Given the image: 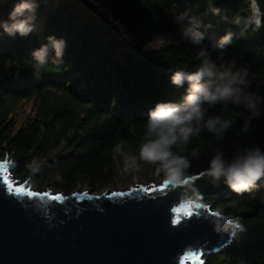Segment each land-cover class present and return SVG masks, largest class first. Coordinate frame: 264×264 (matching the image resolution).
<instances>
[{
    "label": "trees",
    "instance_id": "1",
    "mask_svg": "<svg viewBox=\"0 0 264 264\" xmlns=\"http://www.w3.org/2000/svg\"><path fill=\"white\" fill-rule=\"evenodd\" d=\"M15 0H0V19H7ZM212 6L226 11L228 20L214 16ZM38 31L27 37L0 35V156L16 160L13 173L37 186L93 191L128 183L164 178L151 165L125 172L123 156L138 155L148 110L158 101L179 100L184 88L170 81L176 66L193 71L199 65L197 46L180 36L175 15L189 10L212 27L205 30L203 47L213 59L246 65L254 76L253 89L264 94V26L249 28L243 37L221 50L213 48L226 31L238 30L250 13V0H38ZM264 12V0H257ZM207 13V14H206ZM161 32L173 33L172 43L144 51ZM54 35L66 41L63 62L49 63L37 79L30 53ZM260 85L257 87V85ZM186 87V85H185ZM38 105L32 119L19 127L22 100ZM210 114H220L211 110ZM234 128L223 140L203 132L181 150L191 162L187 175L207 168L210 155L221 147L231 157L249 145L264 148V116L237 136L247 113L230 106ZM120 146L121 152L116 150ZM197 155H193V153ZM35 165V170H33ZM216 208L238 219L232 241L207 255L208 264H264V191L209 197Z\"/></svg>",
    "mask_w": 264,
    "mask_h": 264
},
{
    "label": "water",
    "instance_id": "2",
    "mask_svg": "<svg viewBox=\"0 0 264 264\" xmlns=\"http://www.w3.org/2000/svg\"><path fill=\"white\" fill-rule=\"evenodd\" d=\"M14 159L0 156V264H206L242 224L202 200L234 193L210 183L204 169L185 185H165L163 178L65 191L26 185L13 173ZM193 189L200 209L188 199ZM214 223L224 230L215 231Z\"/></svg>",
    "mask_w": 264,
    "mask_h": 264
},
{
    "label": "clouds",
    "instance_id": "3",
    "mask_svg": "<svg viewBox=\"0 0 264 264\" xmlns=\"http://www.w3.org/2000/svg\"><path fill=\"white\" fill-rule=\"evenodd\" d=\"M38 8V0H15L7 19H0V35L27 37L38 31ZM208 10L222 20L229 19L226 11L212 6L211 2ZM174 20L181 38L197 46L196 60L199 65L193 71L181 66L174 68L170 81L174 86L184 88V92L179 100L158 101L148 110L138 155L121 152L119 145L116 150L124 158L125 172H140L143 165H151L155 176L163 175L165 181L177 186L185 185L188 181L187 170L191 167V162L186 155L174 149L183 150L193 138L205 131L218 141L223 140L234 128L233 120L226 116L230 106L242 108L247 113L243 125L236 132L237 136L246 135L251 129L252 120L264 116V94L253 89L255 77L250 75L246 65L236 67L234 61L213 59L210 51L202 46L205 31L200 29L211 28V23H204L199 17L190 16L189 10L178 12ZM234 23L238 30L226 31L212 46L214 49L223 50L235 39L243 37L249 28L259 30L264 26V12L257 0H250V13L246 20L242 23L240 19H236ZM171 43V38L157 35L145 44L143 50H157ZM65 48L66 41L63 38L49 35L46 43L33 49L30 53V69L34 77L40 78L49 61L61 64ZM259 86L258 84L257 87ZM217 109L220 114H210L211 110ZM193 155L197 153L194 152ZM201 175L215 186L223 183L238 195L259 190L264 187V148L249 145L243 151L228 157L218 146L210 155L208 166ZM188 199H195L197 204L201 200L195 189ZM236 223L239 230L243 231V224L238 221ZM214 230L220 232L224 229L214 223Z\"/></svg>",
    "mask_w": 264,
    "mask_h": 264
},
{
    "label": "rangeland",
    "instance_id": "4",
    "mask_svg": "<svg viewBox=\"0 0 264 264\" xmlns=\"http://www.w3.org/2000/svg\"><path fill=\"white\" fill-rule=\"evenodd\" d=\"M157 35L165 36L166 38H171L172 35H173V33H171V32H161V33L156 34L155 36H157ZM37 106L38 105L34 102V99L33 98L32 99L22 100L19 103V106H18L19 110L17 111V114H16L17 115V118H18V123H19L18 126L19 127H22V126L24 127L26 125V121H27L28 116H29V119H32L34 117V115L36 113ZM161 179H163V178H161ZM161 179H156L155 181H160ZM24 180L26 181V185H28L29 183H32L31 180H30V178H28V177L21 178V181H24ZM140 181H142V180H140L136 175H134V178H133L132 181H129L128 183H119L115 187H110V189H122V188H126L130 184H135L136 182H140ZM143 182H145V181H143ZM33 186L34 187H37V185H35V184H33ZM208 198H203L202 200L203 201H206V202H211L210 200H208ZM213 207H215V206L213 205ZM206 258H207V256H206ZM206 264H208V262H206Z\"/></svg>",
    "mask_w": 264,
    "mask_h": 264
},
{
    "label": "snow or ice",
    "instance_id": "5",
    "mask_svg": "<svg viewBox=\"0 0 264 264\" xmlns=\"http://www.w3.org/2000/svg\"><path fill=\"white\" fill-rule=\"evenodd\" d=\"M188 183V181H186V184ZM164 184L165 185H167V184H169L167 181H164ZM113 195H117L116 193H113ZM57 197H53V199H56ZM202 206L200 205V204H197L196 205V208L197 209H200ZM189 215H192L191 213L189 214ZM201 215H203V213L201 214Z\"/></svg>",
    "mask_w": 264,
    "mask_h": 264
}]
</instances>
